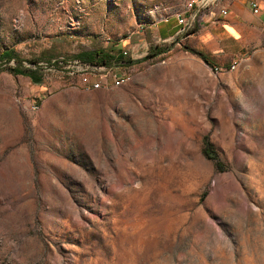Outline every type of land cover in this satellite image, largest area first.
Returning <instances> with one entry per match:
<instances>
[{
	"label": "rangeland",
	"instance_id": "rangeland-1",
	"mask_svg": "<svg viewBox=\"0 0 264 264\" xmlns=\"http://www.w3.org/2000/svg\"><path fill=\"white\" fill-rule=\"evenodd\" d=\"M263 10L0 0V264H264V25L241 15ZM175 15L191 26L159 39ZM229 18L248 42L216 58L198 29ZM99 48L130 62L75 58Z\"/></svg>",
	"mask_w": 264,
	"mask_h": 264
},
{
	"label": "crops",
	"instance_id": "crops-1",
	"mask_svg": "<svg viewBox=\"0 0 264 264\" xmlns=\"http://www.w3.org/2000/svg\"><path fill=\"white\" fill-rule=\"evenodd\" d=\"M235 12L236 11H234V13ZM241 15L247 23H258L252 26L259 24L264 25V10L255 15L247 14L245 11H242ZM166 19H168L167 23H172L166 26V29L160 27L161 23H165L164 19L160 20L157 25V35L161 40H168L174 37L181 28L173 16ZM206 21L207 19L201 23L200 29H198V37L201 40V44L208 50L211 56L221 58V56L227 55L230 50V55L234 56L236 55V51L243 50L244 44L248 42V39H244L242 35L239 34L238 26L240 24L233 23L230 18L228 21L214 20L210 23H205Z\"/></svg>",
	"mask_w": 264,
	"mask_h": 264
},
{
	"label": "trees",
	"instance_id": "trees-1",
	"mask_svg": "<svg viewBox=\"0 0 264 264\" xmlns=\"http://www.w3.org/2000/svg\"><path fill=\"white\" fill-rule=\"evenodd\" d=\"M196 29L188 30L187 34L195 32ZM160 51H153L149 53L148 56H155ZM75 58L83 63H88L91 65H108L111 62L126 64L130 62V58L128 56H124L122 51H115L112 48L109 49H95L92 51H83L75 55ZM14 59L18 61V55L13 50H5L0 54V61L5 60L9 61ZM206 60V59H205ZM35 63V62H33ZM1 70V69H0ZM10 71L14 74H20L28 77L33 82H38L41 80V77L37 74L36 71L26 68L20 67H12ZM202 152L204 156L213 161L215 167L219 170L224 168L223 162L219 159L217 152L215 151L213 145L208 141L207 138L203 140V149Z\"/></svg>",
	"mask_w": 264,
	"mask_h": 264
},
{
	"label": "built area",
	"instance_id": "built-area-1",
	"mask_svg": "<svg viewBox=\"0 0 264 264\" xmlns=\"http://www.w3.org/2000/svg\"><path fill=\"white\" fill-rule=\"evenodd\" d=\"M251 6H252V8H253V12L254 13H257L258 12V6H257V4L256 3H251ZM223 13H225L224 11H223ZM175 19H176V21H177V24L179 25V26H181V28H180V30H179V32H184V29L185 28H187V27H190L191 26V23L187 20V18H185L183 15H175ZM168 19H165L164 21H167ZM163 41H165V40H163ZM122 54L124 55V56H128L127 54V52L126 51H122ZM234 67H235V65L234 64H231L230 65V68L229 69H234ZM94 69H96V70H99L100 69V67H94ZM221 70V68H215V71L216 72H219ZM84 82H85V84H88V82H87V78L85 77L84 79ZM106 80H96V81H93L91 84H90V86H91V88H93V89H97V88H100L102 85H103V82H105ZM113 81H114V83L116 84V85H119L120 83H122L123 81H124V79L120 76V77H118V76H113Z\"/></svg>",
	"mask_w": 264,
	"mask_h": 264
},
{
	"label": "bare ground",
	"instance_id": "bare-ground-1",
	"mask_svg": "<svg viewBox=\"0 0 264 264\" xmlns=\"http://www.w3.org/2000/svg\"><path fill=\"white\" fill-rule=\"evenodd\" d=\"M165 20V19H164ZM189 27H187V29H188ZM186 28L184 29V30H187Z\"/></svg>",
	"mask_w": 264,
	"mask_h": 264
}]
</instances>
